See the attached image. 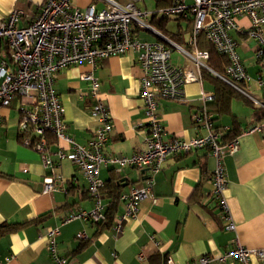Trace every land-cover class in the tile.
<instances>
[{
	"label": "crops",
	"instance_id": "crops-1",
	"mask_svg": "<svg viewBox=\"0 0 264 264\" xmlns=\"http://www.w3.org/2000/svg\"><path fill=\"white\" fill-rule=\"evenodd\" d=\"M45 1L0 0V21L12 10L21 9L25 14L18 26H25L36 17ZM116 1L120 4L131 2ZM172 1L133 2L138 10L148 13L144 22L149 27L136 29L135 33L140 41L161 42L167 47L172 43L189 51L193 25L190 19L169 18L161 31L149 22L153 13L162 17L157 14L158 9ZM91 3L96 10L104 8L101 0H72V5L81 9ZM236 24L237 30L230 35L237 42V52L251 78L248 85L252 83L253 89L261 93L260 97L250 95L264 105V92L254 84L258 76L264 77V59L257 57V44L247 36L249 19L241 17ZM165 31L169 35L166 33V36ZM142 32L150 37L143 39ZM200 35L195 45L198 50L209 53L211 45ZM200 38L203 41L198 45ZM7 57V46L0 42V62ZM169 61L186 79L181 85L183 101H158L157 113L164 137L191 139L206 135V130L193 118L201 108L203 93L213 97L209 110L214 127L224 132L223 140L237 137V150L223 159L226 206L235 231L225 229L226 221L212 197L215 161L207 149L167 157L161 169L151 176L152 197L139 203L137 218L124 223L121 233L115 234L112 230L115 219L123 212L118 199L114 220L108 229L98 230L97 224L80 219L61 225L69 213L90 210L93 200L86 192L82 174L68 161H56L57 141L51 133L44 135L47 140L44 154L54 164L53 172L62 177V182L55 191L42 192L43 180L50 175V168L44 166L41 153L22 143L19 103L15 99L8 107L0 108V225L9 222L22 226L0 235V264H49L45 234L55 227L59 231L57 252L71 264H164L167 259L175 264H192L203 255L214 259L237 244L251 250L264 249V137L258 133L241 135L245 128L261 121L264 113L261 115V111L249 107L246 102H252L224 83L219 74L209 68L208 60L206 68L198 67L181 51L171 47ZM248 63L257 66H254L253 76L247 70ZM87 71L83 64L61 69L53 84L63 109L66 136L77 144L86 143L95 126L88 109L89 83L81 79ZM93 75L99 84L98 98L111 117L112 130L105 153L130 156L144 149L147 128L139 99L140 69L136 53L126 52L105 59ZM236 102L244 109H237ZM60 145L66 148L64 142ZM121 178L127 181L125 186H119L123 192L140 182L142 173L131 168L119 174L111 167L99 170L103 184L110 179L118 182ZM102 202L107 207L109 200L102 195ZM79 233L85 238H77ZM80 245L82 247L78 248ZM139 253L143 254L141 261L137 258ZM211 264L237 262L227 259L221 263L214 259ZM252 264L264 262L253 260Z\"/></svg>",
	"mask_w": 264,
	"mask_h": 264
},
{
	"label": "built area",
	"instance_id": "built-area-1",
	"mask_svg": "<svg viewBox=\"0 0 264 264\" xmlns=\"http://www.w3.org/2000/svg\"><path fill=\"white\" fill-rule=\"evenodd\" d=\"M101 1L104 8L96 10L93 3L81 9L72 5V0H46L36 17L25 26H18L25 14L21 9L12 10L0 21V42H4L8 49L7 59L0 62V108L18 100L21 141L41 153L44 166L50 168V175L43 180L42 192L55 191L62 182V177L53 172L54 164L44 154L47 146L44 135L51 133L57 141L56 161H68L82 174L86 192L93 200L90 210L69 213L62 219L61 225L74 219L91 224H98L104 219L106 206L101 195L103 182L99 179L102 167H111L118 174L127 168L144 171L141 181L132 184L118 197L123 212L115 219L112 230L115 234L121 233L124 223L137 218L139 203L152 197L151 176L161 169L167 157L207 149L215 161L211 178L212 197L226 221L225 229L235 231L226 206L227 182L223 159L237 150V137L224 141V132L214 127L209 110L213 97L208 93L201 95V108L193 118L199 127L206 130V135L191 139L164 137L157 104L160 99L183 101L181 85L186 78L181 70L170 64L171 47L181 51L198 67L206 68L209 53L198 50L195 45V39L202 34L214 50L228 61L224 75L218 77L264 110V105L241 89L251 78L237 52V42L230 35L237 30L236 20L247 17L250 21L247 36L257 44V57L264 59V0H173L170 5L158 9L157 14L162 17L191 20L189 51L172 43L167 47L161 42L140 41L136 29L149 27L144 22L148 13L134 6L133 2L138 0L125 4L116 0ZM126 52L136 53L140 69L139 99L142 101L147 135L144 149L130 156L117 157L104 151L112 124L107 107L98 98L99 84L93 73L105 59ZM79 64L88 68L81 79L89 83L88 109L95 122L92 135L84 144H77L66 136L63 109L53 88L61 69ZM254 84L264 92V77L258 76ZM253 133L264 137V119L241 131V135ZM60 142H64L66 148ZM58 233L55 227L45 234L51 260L49 264H71L57 252ZM77 238L84 239L85 235L79 233ZM137 256L139 261L143 260L142 253ZM214 259L221 263L227 259L237 264H252L253 260L263 263L264 249L251 250L237 244ZM214 259L203 255L192 264H211ZM164 264L175 263L167 259Z\"/></svg>",
	"mask_w": 264,
	"mask_h": 264
},
{
	"label": "trees",
	"instance_id": "trees-1",
	"mask_svg": "<svg viewBox=\"0 0 264 264\" xmlns=\"http://www.w3.org/2000/svg\"><path fill=\"white\" fill-rule=\"evenodd\" d=\"M166 17H157L155 13L152 14L150 18V24L155 25L158 30H162L163 27L165 26L167 22ZM165 31V35H166ZM168 34V33H167ZM169 35V34H168ZM167 36V35H166ZM172 38V37H171ZM227 59L217 53L214 48L211 46L209 49V59L207 61V65L209 66L210 69H212L215 73L219 75H224L225 69L227 67ZM249 107H251L254 111H261L259 112L261 115H263L264 110L261 107H255L252 103L246 102ZM261 118L264 119V116H261ZM235 137V136H233ZM231 137L230 139H226L224 141H228L233 139ZM121 191L119 189V186L117 185V181L114 182L112 179L104 182L102 190H101V195H104V197L109 200L108 206L105 209L104 212V219L97 224V229H108L112 226L113 220H114V214L116 212V203L117 199L120 195ZM22 224H15V223H3L0 225V235L5 234L7 232L13 231L19 227H21ZM82 247L81 245L78 247Z\"/></svg>",
	"mask_w": 264,
	"mask_h": 264
},
{
	"label": "rangeland",
	"instance_id": "rangeland-1",
	"mask_svg": "<svg viewBox=\"0 0 264 264\" xmlns=\"http://www.w3.org/2000/svg\"><path fill=\"white\" fill-rule=\"evenodd\" d=\"M173 28H174V23L171 22V24H170V29L173 30ZM140 36H142L143 39H147V38L150 37V36H149L147 33H145V32H142V33L140 34ZM200 36H201V35H200ZM200 36H199V37H200ZM200 41H203V40H202L201 38L198 39V45H199ZM254 66H256V65H252V64H250V63L246 64L247 70H249L248 72H249V74H250L251 76L254 75V70L256 69ZM256 67H257V66H256ZM259 68H260V65H259ZM241 89L244 90L245 92H247L248 94L251 93L252 95H255V96H257V97H260V96H261V93H260V92L255 91V90L253 89V84H252V83H250L249 85L247 84V85H245V86H241ZM236 107H238L237 109H239V110H240V109H244V108H242L241 105H240L239 103H237V102H236ZM245 109H247V108H245Z\"/></svg>",
	"mask_w": 264,
	"mask_h": 264
},
{
	"label": "water",
	"instance_id": "water-1",
	"mask_svg": "<svg viewBox=\"0 0 264 264\" xmlns=\"http://www.w3.org/2000/svg\"><path fill=\"white\" fill-rule=\"evenodd\" d=\"M244 91V90H243ZM235 137H233V139H234ZM144 171H141V173H143ZM126 179H124V178H121V179H119L118 180V182H117V185L118 186H121V187H123V186H125L126 185Z\"/></svg>",
	"mask_w": 264,
	"mask_h": 264
}]
</instances>
